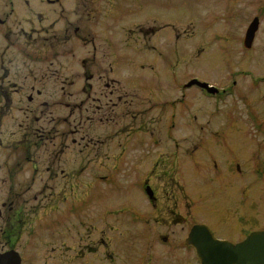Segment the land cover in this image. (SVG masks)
<instances>
[{"label": "flooded vegetation", "instance_id": "flooded-vegetation-1", "mask_svg": "<svg viewBox=\"0 0 264 264\" xmlns=\"http://www.w3.org/2000/svg\"><path fill=\"white\" fill-rule=\"evenodd\" d=\"M122 1L0 0V264H199L186 239L196 224L211 229L208 215H190L193 190L191 198L174 174L186 158L220 172L205 150L224 136L179 138V104L191 101L178 97L169 59L151 79L114 87L115 71L135 59L126 51L139 54L147 32L150 41L160 28L131 38ZM156 47L140 50L151 69L161 57ZM188 118L182 123L196 117ZM106 189L108 200L131 189L142 200L129 199L126 212L78 211L89 198L95 208Z\"/></svg>", "mask_w": 264, "mask_h": 264}, {"label": "rangeland", "instance_id": "rangeland-1", "mask_svg": "<svg viewBox=\"0 0 264 264\" xmlns=\"http://www.w3.org/2000/svg\"><path fill=\"white\" fill-rule=\"evenodd\" d=\"M119 7H123L121 10L125 13L122 19L129 22L125 24L132 30L131 38L133 32L140 30L143 34L150 27H160L150 41L152 34L147 32L145 43L154 42L156 54L160 49L161 57L157 61L158 69L155 65L151 69L146 57L140 59L145 43L137 45L139 54L130 47L126 54L135 59L128 71H115L114 87L124 83L139 85L145 76L151 79L169 59L175 67L172 82L180 86L178 97L186 94L183 98L191 101L187 108L179 104V114L183 116L179 121V138H187L192 132L194 140L190 141L195 142L203 131L220 132L224 136L220 145L208 142L205 150L212 154L211 159L221 163L220 172L211 165V170L192 166L186 158L183 167L174 174L183 181L191 198L193 190L194 210L190 215H208L204 219L214 235L231 241L243 237L249 227L264 229V0H123ZM254 16L258 17L259 24L251 47L244 48L245 30ZM114 31L116 36L123 35L119 27ZM151 53L147 48L146 54ZM167 75L170 82V70ZM192 77L221 88L234 85V90L229 89L220 97L207 95L196 85L183 90L181 85ZM164 81L158 76L156 83L165 91ZM192 115L196 117L194 123H182L186 118L189 121ZM253 115L255 117L250 118ZM202 154L198 151L196 156ZM203 161L209 164L208 158ZM83 179H89L86 171ZM107 190L102 191L104 195L99 196L95 208L89 198L79 205L78 211L90 213L113 208L126 212L132 208L127 205L129 199L136 204L142 200L132 189L120 202L108 200ZM144 205L150 209L148 200ZM234 215H242V218L237 220ZM251 218L254 224L248 226ZM241 230L245 232L240 233Z\"/></svg>", "mask_w": 264, "mask_h": 264}, {"label": "water", "instance_id": "water-1", "mask_svg": "<svg viewBox=\"0 0 264 264\" xmlns=\"http://www.w3.org/2000/svg\"><path fill=\"white\" fill-rule=\"evenodd\" d=\"M258 18L254 17L249 23L243 45L251 46ZM207 89L213 87L207 83L191 80ZM186 243L194 247L195 256L199 264H264V229L249 232L242 240L231 242L213 236L211 230L203 224L194 225L186 239Z\"/></svg>", "mask_w": 264, "mask_h": 264}]
</instances>
